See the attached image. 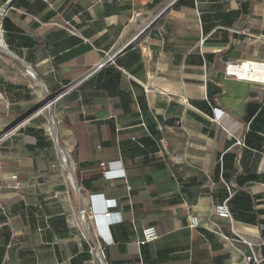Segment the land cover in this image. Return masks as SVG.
I'll return each instance as SVG.
<instances>
[{
    "label": "crops",
    "instance_id": "crops-1",
    "mask_svg": "<svg viewBox=\"0 0 264 264\" xmlns=\"http://www.w3.org/2000/svg\"><path fill=\"white\" fill-rule=\"evenodd\" d=\"M164 1L4 9L0 264H92V237L105 264H264V82L225 71L264 65V0H178L130 41ZM102 165L123 176L80 180Z\"/></svg>",
    "mask_w": 264,
    "mask_h": 264
},
{
    "label": "built area",
    "instance_id": "built-area-1",
    "mask_svg": "<svg viewBox=\"0 0 264 264\" xmlns=\"http://www.w3.org/2000/svg\"><path fill=\"white\" fill-rule=\"evenodd\" d=\"M178 0H165L163 2V4L161 5V7L158 9V11L153 15V17H151L133 36L132 38L130 39V41L134 40L135 38H137L141 33H143L145 31V29L150 26V24L155 21L158 17H160L161 15H163L164 13H167L172 7L173 5L177 2ZM102 62L101 61L100 63H98L97 66H100L102 65ZM244 62H241V63H232V64H228L226 66V73L227 74H232L234 75L236 78H239V79H248L246 77H240L238 76L237 74H233L231 72V68H239ZM108 107L107 105L104 106V107H99L98 105L97 106H94V105H91V106H82V112L84 113H88V112H94V111H98V110H107ZM214 110H217V108H213ZM222 112L220 113H215L214 114V119L217 120L216 116L221 114ZM218 116V117H219ZM52 126H53V122L51 123ZM237 143H241L240 141H236ZM57 145V144H56ZM57 149H58V152L59 154L62 156V152H61V149L58 147L57 145ZM64 167H65V164H63ZM103 166V169L97 173H91V174H84V175H81L80 176V180H86V179H89V178H93L95 176H98V177H101L103 179H108V178H115V177H122L123 176V173H117V174H114L113 172H111L109 170V168H107L105 165H102ZM20 186V182L14 178V187H19ZM78 193H80V189L77 188L76 189ZM112 202V201H111ZM109 201L108 205H112L113 203H111ZM90 207L87 208L82 206V209L80 210L79 214H78V218L79 220L85 225V228L88 229L91 224L94 225V228H96L95 224L98 223L99 221H114L115 219H110L111 218V212L107 211L105 213H102V214H99V213H96L92 206L89 205ZM214 214L217 216V217H220V218H226V219H229L231 217V213H230V210H229V207H228V204H227V201L224 200L222 201L221 203H218L214 206ZM188 219H189V226L190 227H196L198 226V221H197V218L193 215H189L188 216ZM142 236H143V241H152V240H155L158 238V232L156 230V228L153 226V225H147L145 226L143 229H142ZM242 242L248 244L250 246V244L245 241L244 239H241ZM89 253H90V262L92 264H105L104 263V259H103V255H102V252H101V246L100 244L98 243V241L95 239V238H91V241H90V245H89ZM242 262L244 264H248L250 262H254V264H259V259L256 258V256L251 252L250 254H246L243 256L242 258Z\"/></svg>",
    "mask_w": 264,
    "mask_h": 264
},
{
    "label": "bare ground",
    "instance_id": "bare-ground-1",
    "mask_svg": "<svg viewBox=\"0 0 264 264\" xmlns=\"http://www.w3.org/2000/svg\"><path fill=\"white\" fill-rule=\"evenodd\" d=\"M1 15L2 12L0 11V18ZM0 45H2L1 40ZM231 72L240 77L264 82V65H260L258 63L244 62L239 68H231Z\"/></svg>",
    "mask_w": 264,
    "mask_h": 264
},
{
    "label": "water",
    "instance_id": "water-1",
    "mask_svg": "<svg viewBox=\"0 0 264 264\" xmlns=\"http://www.w3.org/2000/svg\"><path fill=\"white\" fill-rule=\"evenodd\" d=\"M9 2H10V0H8L7 2H6V4L3 6V7H1L0 8V11L3 13V11H4V9L6 8V6L9 4ZM0 47L3 49V50H5L4 49V47L2 46V45H0ZM6 51V50H5ZM49 98V97H48ZM48 101H49V99H48Z\"/></svg>",
    "mask_w": 264,
    "mask_h": 264
},
{
    "label": "rangeland",
    "instance_id": "rangeland-1",
    "mask_svg": "<svg viewBox=\"0 0 264 264\" xmlns=\"http://www.w3.org/2000/svg\"><path fill=\"white\" fill-rule=\"evenodd\" d=\"M47 104H48V103H45V104H44L45 108L48 107ZM45 115H46V116L48 115V109L45 110ZM48 118H49V116H48ZM11 129H12V128H11ZM8 131H9V130H8ZM8 131H6L5 133H7ZM1 133H2V131H0V135H1Z\"/></svg>",
    "mask_w": 264,
    "mask_h": 264
}]
</instances>
